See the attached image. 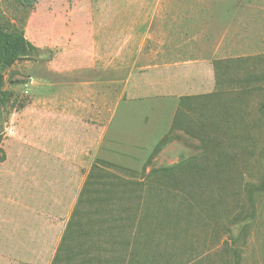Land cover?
Segmentation results:
<instances>
[{"label": "rangeland", "instance_id": "obj_1", "mask_svg": "<svg viewBox=\"0 0 264 264\" xmlns=\"http://www.w3.org/2000/svg\"><path fill=\"white\" fill-rule=\"evenodd\" d=\"M0 30L33 46L0 59V264H53L75 207L55 264H264V80L222 72L264 74V0H0Z\"/></svg>", "mask_w": 264, "mask_h": 264}, {"label": "trees", "instance_id": "obj_2", "mask_svg": "<svg viewBox=\"0 0 264 264\" xmlns=\"http://www.w3.org/2000/svg\"><path fill=\"white\" fill-rule=\"evenodd\" d=\"M0 41L2 42V44H4V51L0 57L1 61L3 63L6 64H10L11 62H13L14 60L18 59L20 56L26 54L33 46L32 44H30V42L25 38L23 32L21 31H11V32H6V31H1L0 30ZM238 64L240 63V60H237ZM240 67V65H239ZM222 68V67H221ZM223 72V78H224V82L226 83H236L238 85H240L242 88L240 89V92H236L237 96L234 94V97H232V99L235 100H241L242 98V94H250L251 92H253L255 89H258L259 86L258 84H254V83H258L261 80H264V74L263 75H258V74H249L245 69L243 70V72H245V75L242 76L241 74H237L236 76H231L229 78V75H227V73L229 72L227 66H225V68H223L222 70ZM252 86H250V84H252ZM2 76L0 74V128L2 125ZM221 92H219L218 94H220ZM216 93H212V94H208L207 98H210L212 96H215ZM192 97L187 96L185 99H191ZM261 113L264 116V103L261 104V109H260ZM264 118V117H263ZM187 167L183 166V165H176V166H166V167H160V168H155L152 169L150 171V173L148 174V178L150 179H154L157 180L159 182H163V180L166 181H170L171 179H176V177L179 174L182 173H187ZM260 189L264 190V180L260 185ZM84 191H86V189H83V194ZM81 197H79L78 199V203H80L81 201ZM77 206V205H76ZM78 212V208L75 207L74 212L72 215V217H74ZM70 219L67 227H66V231H65V235L63 236V239L60 242V246L58 248V252L54 258V262L53 264H55L56 261H58L59 258V254L60 252L63 251H67V253L72 256V254H74L76 252V250L74 248H71L69 240L70 238L68 237V235H71L74 230H73V225H75L76 227H78L77 222L74 221V218ZM122 217L120 216H116L114 214H111V218H110V222L111 223H116L118 221H121ZM143 220V218L141 217L139 223ZM82 228H78V231L76 233V236H78L80 239H82L80 241V244H84L86 242V235L87 233L83 231H81ZM73 231V232H72ZM79 231H81V233L79 234ZM72 238H74V236L72 235ZM236 264H239V260L237 258Z\"/></svg>", "mask_w": 264, "mask_h": 264}]
</instances>
